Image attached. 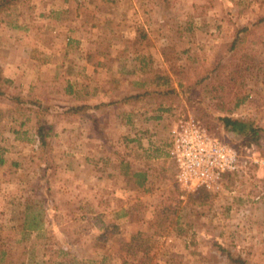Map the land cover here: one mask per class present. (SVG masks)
Instances as JSON below:
<instances>
[{"label": "rangeland", "instance_id": "rangeland-1", "mask_svg": "<svg viewBox=\"0 0 264 264\" xmlns=\"http://www.w3.org/2000/svg\"><path fill=\"white\" fill-rule=\"evenodd\" d=\"M261 15L264 0H22L0 14V86L23 102L0 95V264H122L138 236L151 264H264V132L246 147L217 120L264 127V23L226 46ZM171 86L189 90L113 103ZM188 114L240 152L218 189L176 183L171 129Z\"/></svg>", "mask_w": 264, "mask_h": 264}, {"label": "built area", "instance_id": "built-area-1", "mask_svg": "<svg viewBox=\"0 0 264 264\" xmlns=\"http://www.w3.org/2000/svg\"><path fill=\"white\" fill-rule=\"evenodd\" d=\"M169 155L175 165L176 183L186 192L218 189L228 174L240 170L238 150L213 134L194 114L174 123Z\"/></svg>", "mask_w": 264, "mask_h": 264}, {"label": "trees", "instance_id": "trees-1", "mask_svg": "<svg viewBox=\"0 0 264 264\" xmlns=\"http://www.w3.org/2000/svg\"><path fill=\"white\" fill-rule=\"evenodd\" d=\"M20 1L22 0H0V14L7 12L14 5L18 4ZM262 23H264V15L259 16L257 21L253 22L251 26H247V25L237 26L233 40H231L230 42L226 44V46L228 47V50L229 51L236 50L238 45L244 40V35L246 36L250 33L251 34L254 33L255 28L258 27ZM209 77H210L209 73L205 74L203 77L199 78L197 83L198 84L202 83ZM1 87L2 86H0V95L7 96L8 98L17 101L18 103L23 104V102L21 101L22 96L10 94L4 91ZM188 90L189 89L187 87L183 88L181 91L178 90L175 86H171L167 88L158 87V88L145 90L144 92H137V93L126 95L122 99L114 101L113 103L119 104L120 102H125L131 99H140L148 95L152 96L155 94H157L159 97H162V96L166 97L170 94H176L179 96L180 92L187 93ZM247 97L248 96H244L240 98L237 101V104L245 101ZM29 103H31L30 107H32L30 109H33V107L34 109H38L42 107L41 102H39L38 100L29 101ZM101 105L102 104H75V105L70 106L69 110L78 112L84 109L86 110V109H91V108H99L101 107ZM168 109L169 107H164V106L160 107V110L162 111L168 110ZM91 115L93 118L96 119V116L92 114V112H91ZM160 117L161 115L156 116V118H160ZM217 120L220 124H222V126L224 127L226 131L230 132L233 135L239 136L243 140V143L246 145V147L258 146L260 144V140L264 132V127L261 124H258L256 121L252 119L235 117L232 115H222V116L220 115L217 117ZM206 126L210 130L212 129L210 124H206ZM35 133H36L37 140L41 148L46 149L49 146V137L51 136V133H52V127L48 125L46 121H39L37 123ZM229 143L231 144V142ZM235 148L237 149V147ZM0 159H1L0 160L1 162H4V159L2 157ZM135 174H138L141 176L142 179L139 182L142 183V181L145 179L146 172H139ZM127 247H128L127 252L125 253L122 264H151V262L149 261L151 259V256H149V248L147 246H144L142 236L133 237L131 241L127 242ZM227 256L231 264H248V261L241 255H234V254L228 253ZM22 264H35V263L24 262ZM60 264H77V261L75 258H71L69 260H66L65 262H61Z\"/></svg>", "mask_w": 264, "mask_h": 264}, {"label": "crops", "instance_id": "crops-1", "mask_svg": "<svg viewBox=\"0 0 264 264\" xmlns=\"http://www.w3.org/2000/svg\"><path fill=\"white\" fill-rule=\"evenodd\" d=\"M73 38L68 37V43L72 41Z\"/></svg>", "mask_w": 264, "mask_h": 264}]
</instances>
